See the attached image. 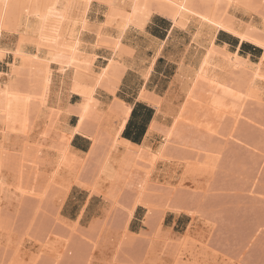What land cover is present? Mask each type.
Instances as JSON below:
<instances>
[{
    "label": "rangeland",
    "instance_id": "rangeland-1",
    "mask_svg": "<svg viewBox=\"0 0 264 264\" xmlns=\"http://www.w3.org/2000/svg\"><path fill=\"white\" fill-rule=\"evenodd\" d=\"M253 25L264 35V24ZM147 36L153 41L137 48L126 72L145 71L155 41H164L148 80L160 99L150 141L133 143L124 132L113 147L138 83L118 90L121 103L132 106L127 116L110 93L95 99L80 122L84 134L66 150L63 125L77 122V97L59 119L47 110L18 114L0 135V264H264V87L259 100L241 104L250 73L231 69L226 56L238 52L256 62L261 50L217 40L220 51L189 93L176 66L191 68L205 42L173 39L169 21L158 16ZM13 63L4 58L0 72ZM61 77L55 69L53 78ZM15 83L17 103L43 94L40 81L30 89L24 76ZM134 109L131 117L145 123L151 113ZM169 132L146 178L151 155L139 147L155 151Z\"/></svg>",
    "mask_w": 264,
    "mask_h": 264
},
{
    "label": "bare ground",
    "instance_id": "bare-ground-1",
    "mask_svg": "<svg viewBox=\"0 0 264 264\" xmlns=\"http://www.w3.org/2000/svg\"><path fill=\"white\" fill-rule=\"evenodd\" d=\"M260 7H264V0H0V62L7 57L14 61L8 74L0 72L2 139L14 116L47 110L59 119L61 107L77 97L82 101L75 111L77 122L73 126L63 125L68 134L67 144L61 149L66 150L76 135L84 134L80 122L92 102L110 93L121 106L123 102L117 93L120 87L128 88L126 83H138L136 99L158 111L160 99L148 89V80L163 54L164 41H155L145 71L139 75L126 72L128 68L133 70L131 57L137 48L153 41L147 36V27L157 16L169 21L173 39L189 38L195 44H206L191 68H187L188 64L184 68L181 63L176 66L177 73L185 77L182 82L189 93L205 64L220 51L217 40L260 49L256 62L238 52L226 54L231 69L250 73L241 104L249 98L259 100L264 87V35L258 34L253 24H264V10L259 13ZM55 69L62 76L59 80L53 78ZM21 76L26 78L29 89L35 82H42L43 94L23 103L15 102L14 94L19 92L15 81ZM122 107L127 116L132 106ZM122 128L123 122L113 147L122 143L118 141ZM169 136L170 132L162 136L155 151L146 145L139 147L151 155L149 168L142 166L146 178ZM4 186L0 180V192ZM184 240L180 248L186 244Z\"/></svg>",
    "mask_w": 264,
    "mask_h": 264
},
{
    "label": "crops",
    "instance_id": "crops-1",
    "mask_svg": "<svg viewBox=\"0 0 264 264\" xmlns=\"http://www.w3.org/2000/svg\"><path fill=\"white\" fill-rule=\"evenodd\" d=\"M158 17H160V16H158ZM161 18H163V17H161ZM163 19H165V18H163ZM160 58H163V55H160L158 57V59H157V61L155 63V66H154V70L156 68H158V63H159ZM167 62H170V61H167ZM154 70L152 71V74H153ZM151 77H152V75L150 76L149 82H152L151 81ZM121 83H123V82H121ZM171 83H176V82H173L172 81ZM132 105H133V109H134L135 106H137V107H139L141 109H144L146 111H149L151 114L147 118V120L145 121V123H142V121H141V123L139 124L137 122L138 115L136 114V115H134V117H131V114H132V112H131L130 115H129V117H128V119H127V121H126V124H125V126H124V128H123V130H122V132L120 134V136H123L124 132H127V136H123V137L129 139V141H131L133 143H141L147 137H148V139L150 141L152 132H150L148 134V128H149V126L151 125V123L153 121V113H154V110H153V108L148 103H146V102H144V101H142L140 99H136V98H135L134 103ZM136 124L137 125L139 124V126L137 128L139 130V134H137V135L132 132V130L135 127Z\"/></svg>",
    "mask_w": 264,
    "mask_h": 264
},
{
    "label": "trees",
    "instance_id": "trees-1",
    "mask_svg": "<svg viewBox=\"0 0 264 264\" xmlns=\"http://www.w3.org/2000/svg\"><path fill=\"white\" fill-rule=\"evenodd\" d=\"M135 109H133L132 113H134Z\"/></svg>",
    "mask_w": 264,
    "mask_h": 264
}]
</instances>
